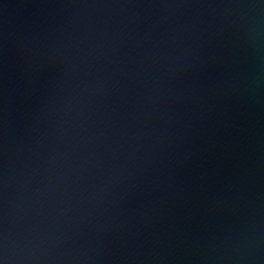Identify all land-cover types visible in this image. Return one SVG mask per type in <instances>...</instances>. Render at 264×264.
<instances>
[{
  "label": "water",
  "instance_id": "95a60500",
  "mask_svg": "<svg viewBox=\"0 0 264 264\" xmlns=\"http://www.w3.org/2000/svg\"><path fill=\"white\" fill-rule=\"evenodd\" d=\"M0 264H264V0H0Z\"/></svg>",
  "mask_w": 264,
  "mask_h": 264
}]
</instances>
